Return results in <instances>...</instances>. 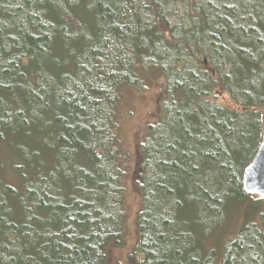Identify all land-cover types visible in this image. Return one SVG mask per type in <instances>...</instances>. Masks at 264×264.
<instances>
[{
  "label": "trees",
  "instance_id": "1",
  "mask_svg": "<svg viewBox=\"0 0 264 264\" xmlns=\"http://www.w3.org/2000/svg\"><path fill=\"white\" fill-rule=\"evenodd\" d=\"M144 65L164 78L163 117L142 147L132 264H264V198L243 187L262 142L264 0H0V264H109L119 88Z\"/></svg>",
  "mask_w": 264,
  "mask_h": 264
},
{
  "label": "rangeland",
  "instance_id": "2",
  "mask_svg": "<svg viewBox=\"0 0 264 264\" xmlns=\"http://www.w3.org/2000/svg\"><path fill=\"white\" fill-rule=\"evenodd\" d=\"M178 8V7H177ZM184 16V9H180ZM145 66V65H144ZM142 71L141 85L123 84L119 88V104L115 117L117 133L120 139L118 146L119 164L123 171L125 188L124 208V243L113 248L109 264H132L131 256L135 254L139 244V220L143 206V195L139 185V172L142 167V147L150 135V127L158 124L163 117L161 72L145 66ZM217 101L226 105L231 104L228 94L217 95ZM10 181L16 182V176L11 173ZM235 222V221H234ZM230 228L234 235L238 225Z\"/></svg>",
  "mask_w": 264,
  "mask_h": 264
},
{
  "label": "water",
  "instance_id": "3",
  "mask_svg": "<svg viewBox=\"0 0 264 264\" xmlns=\"http://www.w3.org/2000/svg\"><path fill=\"white\" fill-rule=\"evenodd\" d=\"M243 187L248 194L264 198V122L262 142L253 161L245 169Z\"/></svg>",
  "mask_w": 264,
  "mask_h": 264
}]
</instances>
